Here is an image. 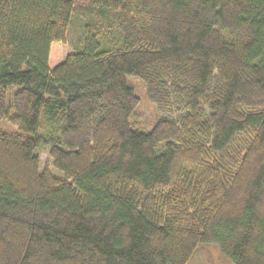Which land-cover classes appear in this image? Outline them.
Returning a JSON list of instances; mask_svg holds the SVG:
<instances>
[{
    "label": "trees",
    "instance_id": "trees-1",
    "mask_svg": "<svg viewBox=\"0 0 264 264\" xmlns=\"http://www.w3.org/2000/svg\"><path fill=\"white\" fill-rule=\"evenodd\" d=\"M75 1L0 0V264H264V0Z\"/></svg>",
    "mask_w": 264,
    "mask_h": 264
},
{
    "label": "rangeland",
    "instance_id": "rangeland-1",
    "mask_svg": "<svg viewBox=\"0 0 264 264\" xmlns=\"http://www.w3.org/2000/svg\"><path fill=\"white\" fill-rule=\"evenodd\" d=\"M93 12L95 13V16L102 17L104 15V17H107L117 13L118 11H110L100 8L99 10H97L96 7L91 5L90 0H88V3H86L85 0H76L74 3V12L71 15L70 24L67 31L68 34L70 33L68 38L69 44L64 47V52L62 56L65 53L67 54L71 53V51L74 49V43L77 42L80 36L79 30L76 28L77 25L76 20H78L80 26L86 22L93 21L92 16H89ZM72 26H74V29L70 30ZM62 56H60L56 60V62ZM126 81L128 85L133 88L135 95L140 100V104L134 112L135 114L134 119L136 122L134 123L137 124V128L139 129L150 130L154 126L156 120L160 119V114L156 112L155 106L146 100L142 83L139 80L129 76ZM130 120L131 119H129V121ZM0 126L1 129L4 131L7 132L12 131V129L6 123H1ZM38 154L41 161V167L43 168L47 166L49 163L47 158V151L42 150ZM186 264H233V263L228 256L222 253V251L220 250L219 246L216 243H201L197 246L196 251L188 259Z\"/></svg>",
    "mask_w": 264,
    "mask_h": 264
}]
</instances>
